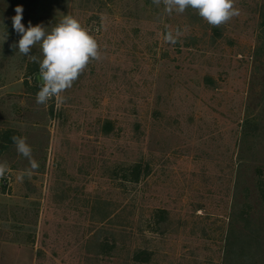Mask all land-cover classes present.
<instances>
[{
  "label": "rangeland",
  "instance_id": "1",
  "mask_svg": "<svg viewBox=\"0 0 264 264\" xmlns=\"http://www.w3.org/2000/svg\"><path fill=\"white\" fill-rule=\"evenodd\" d=\"M17 6L100 44L63 103H36ZM236 7L213 27L152 0H0V264H264V0Z\"/></svg>",
  "mask_w": 264,
  "mask_h": 264
},
{
  "label": "clouds",
  "instance_id": "2",
  "mask_svg": "<svg viewBox=\"0 0 264 264\" xmlns=\"http://www.w3.org/2000/svg\"><path fill=\"white\" fill-rule=\"evenodd\" d=\"M153 4L164 5V11L171 15L173 12L183 14L187 9L195 10L198 15L213 27L228 23L240 15L236 7V0H152ZM16 15L12 17L13 29L20 35L14 47L20 54L30 56L32 48L39 44L43 58L31 55L32 62L39 64L40 90L36 94V103L46 105L55 98L57 103H63L67 97L62 93L70 89L74 82L84 73L93 61L102 58L101 47L91 30L72 15L64 18L47 31L42 24L33 26L29 22L27 28L22 23L23 8L17 6ZM183 31L177 28L168 30L164 37L165 42L175 45ZM7 38V37H6ZM5 38V39H6ZM12 140L17 152L29 160L30 168L21 172L19 179L31 175L38 169V162L32 157V147L26 138L13 136ZM8 166L0 162V179L6 178Z\"/></svg>",
  "mask_w": 264,
  "mask_h": 264
},
{
  "label": "trees",
  "instance_id": "3",
  "mask_svg": "<svg viewBox=\"0 0 264 264\" xmlns=\"http://www.w3.org/2000/svg\"><path fill=\"white\" fill-rule=\"evenodd\" d=\"M132 173H133V176H134V179L138 178V175L140 173V165H135L132 169Z\"/></svg>",
  "mask_w": 264,
  "mask_h": 264
},
{
  "label": "built area",
  "instance_id": "4",
  "mask_svg": "<svg viewBox=\"0 0 264 264\" xmlns=\"http://www.w3.org/2000/svg\"><path fill=\"white\" fill-rule=\"evenodd\" d=\"M9 180V179H8ZM8 180L6 181V180H4V182H8Z\"/></svg>",
  "mask_w": 264,
  "mask_h": 264
},
{
  "label": "water",
  "instance_id": "5",
  "mask_svg": "<svg viewBox=\"0 0 264 264\" xmlns=\"http://www.w3.org/2000/svg\"><path fill=\"white\" fill-rule=\"evenodd\" d=\"M39 80V79H38ZM39 82H40V80H39Z\"/></svg>",
  "mask_w": 264,
  "mask_h": 264
}]
</instances>
